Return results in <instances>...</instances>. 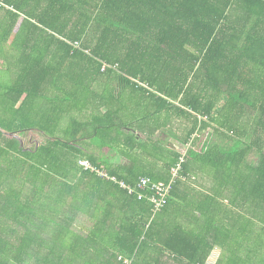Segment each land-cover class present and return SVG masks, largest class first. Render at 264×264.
Here are the masks:
<instances>
[{
    "label": "trees",
    "instance_id": "16d2710c",
    "mask_svg": "<svg viewBox=\"0 0 264 264\" xmlns=\"http://www.w3.org/2000/svg\"><path fill=\"white\" fill-rule=\"evenodd\" d=\"M250 215L264 0H0V264H264Z\"/></svg>",
    "mask_w": 264,
    "mask_h": 264
},
{
    "label": "crops",
    "instance_id": "0c3cea01",
    "mask_svg": "<svg viewBox=\"0 0 264 264\" xmlns=\"http://www.w3.org/2000/svg\"><path fill=\"white\" fill-rule=\"evenodd\" d=\"M193 184V183H192ZM194 187L191 188L190 190L187 191V193L189 192V194H196L197 199L195 200V203L197 205H200V202L203 198H201L202 195L207 194V192H209V190L206 188L207 186H210V182L206 181V180H198V182H196V184L193 185ZM182 195H186V192H182ZM201 195V196H200ZM190 198H193V195H189ZM223 204H226V202H223ZM195 205V204H194ZM189 207V205H187ZM191 208V207H189ZM219 211V210H218ZM217 211V213H218ZM236 212L235 207L229 208L228 212V219L230 222V219L234 216ZM218 219H220L221 215L218 214ZM219 224V222H218ZM253 227H255L256 230H260V232H263L264 230V220L261 219L259 222H257L256 224H252L251 221V215L249 218V222L247 223L246 219H245V226H244V230L249 229V235H244L243 239H241L244 249H243V257L248 258L249 255H251L252 251L250 250L251 247L256 244V242L258 241L259 244L258 245V253H260V255L264 254V236L263 237H258V236H253V232L251 233V231L253 230ZM223 255V250L220 247H217L210 260H209V264H217L218 260L221 258V256Z\"/></svg>",
    "mask_w": 264,
    "mask_h": 264
},
{
    "label": "built area",
    "instance_id": "2783aa9c",
    "mask_svg": "<svg viewBox=\"0 0 264 264\" xmlns=\"http://www.w3.org/2000/svg\"><path fill=\"white\" fill-rule=\"evenodd\" d=\"M81 164L86 167L87 169H92L94 171L99 172L101 175L106 176L109 179H112L114 181L119 182V179L116 176H110L109 174L99 170L98 168H96L95 166H93V164L87 160V159H83L81 160ZM181 170V166H178L177 168L174 169V179L176 177H178V174ZM123 188L128 189L131 193H135L137 192V188L133 187L129 184H127L126 182L122 181L120 182ZM151 184V179L149 178H143L140 182V184L138 185V187L140 188H146L147 186H149ZM156 188V190L158 191V197H154L153 200L156 202V210H161L163 207H165V205L167 204L168 201V197L171 193V190L173 189V184H169L168 186L166 185H162V184H156L154 186ZM143 197V195H141V198Z\"/></svg>",
    "mask_w": 264,
    "mask_h": 264
},
{
    "label": "rangeland",
    "instance_id": "374dc122",
    "mask_svg": "<svg viewBox=\"0 0 264 264\" xmlns=\"http://www.w3.org/2000/svg\"><path fill=\"white\" fill-rule=\"evenodd\" d=\"M34 135V138H35V142H38V143H42L43 141H45V137L36 133V134H33ZM35 142H30V138L27 140V144L28 145H33L35 144ZM178 148L179 150L185 152V148L183 146H181L180 144L178 145Z\"/></svg>",
    "mask_w": 264,
    "mask_h": 264
}]
</instances>
